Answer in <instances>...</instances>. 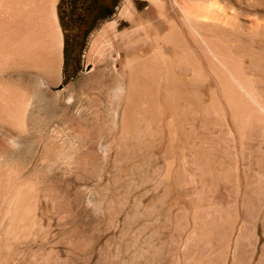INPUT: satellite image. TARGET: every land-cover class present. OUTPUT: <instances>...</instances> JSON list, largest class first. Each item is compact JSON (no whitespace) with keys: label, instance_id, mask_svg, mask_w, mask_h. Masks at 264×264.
<instances>
[{"label":"rangeland","instance_id":"374dc122","mask_svg":"<svg viewBox=\"0 0 264 264\" xmlns=\"http://www.w3.org/2000/svg\"><path fill=\"white\" fill-rule=\"evenodd\" d=\"M137 2L139 15L157 19L147 0ZM20 3L26 20L39 5L45 8L50 45L44 64L31 63L34 47L24 25L23 57L0 61V101H11L20 119H0V170L29 175L33 217L8 233L4 199L19 184L11 181L0 199V264H264V118L251 114L240 138L229 134L225 114L209 107L203 81L199 109L184 108L182 118L183 104L175 107L181 136L173 146L166 114L126 126L109 96L88 106L96 67L86 58L89 45L72 61L64 55L55 0ZM199 4L208 16L244 28V36H236L244 48L235 52L249 71L250 53L261 58L253 73L263 90L264 0ZM129 26L122 20L117 28Z\"/></svg>","mask_w":264,"mask_h":264},{"label":"bare ground","instance_id":"6f19581e","mask_svg":"<svg viewBox=\"0 0 264 264\" xmlns=\"http://www.w3.org/2000/svg\"><path fill=\"white\" fill-rule=\"evenodd\" d=\"M21 1L25 0H0V61L3 60L1 58L9 57L21 59L22 52L26 49L23 44L28 42L25 39L22 42L21 37L27 34L30 37L29 41L33 43L30 45L34 47L31 51L33 53L27 52L29 61L40 66L44 64L43 51L50 45L44 38L45 34H48L45 33L43 23L45 8L39 5L38 13L26 20L20 8ZM147 1L154 8L157 19L139 15L130 0H124L116 16L102 23L91 36L86 58L96 67V79L93 78L90 83L91 89L95 92L87 102L88 106L102 102L101 99L109 96L110 102L116 106L114 108H120V120L126 126L138 119L143 121L157 119L166 114L167 140L173 146L178 140L177 137L181 136L176 135V127L180 126L181 120L176 115L175 107L179 102L183 104L180 112L182 118L186 114L185 109H199L203 81H205L204 89L205 94L210 98V109L214 114L224 113L228 133L240 138L243 134L241 124L247 117L253 114V120L258 118L257 114H260L264 118V89L258 91L257 74L253 73L259 71L255 69L258 68L261 58L256 57L258 54L253 51L251 54L249 47L247 49L245 46L250 53L249 64L254 69L249 71L241 64L240 58L243 55L238 58L235 52L238 45L243 46L242 40L238 44L236 36L241 34L244 36V28L238 27L231 20L208 16L207 12L201 10L199 0ZM52 6L49 11L51 15ZM122 20L127 21L130 26L119 30L117 23ZM24 25L28 29V33L25 34ZM35 25H38V33L35 31L37 27ZM55 30L60 41L56 26ZM245 34L250 33L245 32ZM59 48L58 45L57 49ZM261 56L263 61L264 49ZM119 100L123 103L118 107ZM11 104V101H0V119L13 124L20 119L17 109ZM160 128L162 129L161 126ZM180 141L179 144L182 145L183 139ZM213 143L215 144L216 141L214 140ZM168 153L170 154V150ZM28 177L29 175L21 169L0 170V199L1 195H4L2 192L7 189L11 181L19 182L4 199L7 204L5 210L10 214L8 233H13L22 224L26 225L33 221L30 214L31 205L28 201L31 193L25 186Z\"/></svg>","mask_w":264,"mask_h":264},{"label":"flooded vegetation","instance_id":"af4514ba","mask_svg":"<svg viewBox=\"0 0 264 264\" xmlns=\"http://www.w3.org/2000/svg\"><path fill=\"white\" fill-rule=\"evenodd\" d=\"M123 0H55L54 17L62 37V51L68 59L81 56L91 36L113 18ZM137 5V0H131ZM119 21L117 25L120 23Z\"/></svg>","mask_w":264,"mask_h":264},{"label":"water","instance_id":"95a60500","mask_svg":"<svg viewBox=\"0 0 264 264\" xmlns=\"http://www.w3.org/2000/svg\"><path fill=\"white\" fill-rule=\"evenodd\" d=\"M61 48H62V42H61Z\"/></svg>","mask_w":264,"mask_h":264}]
</instances>
